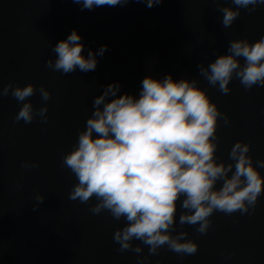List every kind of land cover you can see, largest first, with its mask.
<instances>
[{
	"label": "water",
	"instance_id": "obj_1",
	"mask_svg": "<svg viewBox=\"0 0 264 264\" xmlns=\"http://www.w3.org/2000/svg\"><path fill=\"white\" fill-rule=\"evenodd\" d=\"M219 5L236 7L232 0H163L151 8L145 0H129L89 11L73 0H0V264H138L142 256L146 264H264V194L247 213L214 212L204 234L196 231L198 225H180L178 209L173 234L186 231V239L199 245L194 254L165 245L149 255V246L136 240L141 253L121 252L113 236L125 221L107 210L94 214L95 197L88 203L70 199L78 181L62 163L102 85L118 81L122 92L135 94L146 75L169 73L197 79L227 115L229 123L221 117L217 129L220 160L230 162L238 140L250 143L254 161L264 160V86L246 89L234 78L224 94L197 67L225 54L233 39L255 42L264 36V5L254 12L241 9L229 27L222 25ZM73 29L85 50L108 46L94 71L61 74L47 66L48 59L55 60L52 47ZM10 82L36 86L27 99L34 109L47 104L46 121L15 120L22 103L11 90L2 94ZM41 85L51 93L47 101ZM26 161L38 167L25 168Z\"/></svg>",
	"mask_w": 264,
	"mask_h": 264
},
{
	"label": "clouds",
	"instance_id": "obj_2",
	"mask_svg": "<svg viewBox=\"0 0 264 264\" xmlns=\"http://www.w3.org/2000/svg\"><path fill=\"white\" fill-rule=\"evenodd\" d=\"M81 10L97 7L123 6L129 0H73ZM151 8L163 0H145ZM236 7L219 5L222 25L231 26L240 16L241 9L256 11L264 0H232ZM88 48L81 34L73 29L66 39L53 47L55 60L47 66L61 74L94 71L107 50ZM243 58V63L241 59ZM199 74L211 86L227 94L235 78L246 88L264 86V36L250 42L233 39L225 54H219L205 66L197 65ZM102 91L93 99V111L78 133L77 143L67 152L62 163L75 175L77 183L69 198L88 203L94 214L104 210L125 224L113 236L119 251L141 253L140 241L149 246V255L167 246L176 253L191 255L199 245L186 239L188 233L176 234L177 212L180 225L196 227L204 234L209 230L210 217L216 211L241 214L255 208L264 194V160H255L249 154L250 143L238 140L229 153L230 162L217 156L220 119L229 123L207 89L197 79H174L171 73L162 77L146 75L138 93L122 92L115 81L101 86ZM11 95L22 103L15 120L31 123L36 116L47 120L48 106L34 109L27 98L37 91L36 86L8 83L2 94ZM39 92L44 101L51 97L43 85ZM23 167H38L24 162ZM219 185V186H218ZM38 202L45 197L37 195ZM147 256L138 258L146 264Z\"/></svg>",
	"mask_w": 264,
	"mask_h": 264
}]
</instances>
